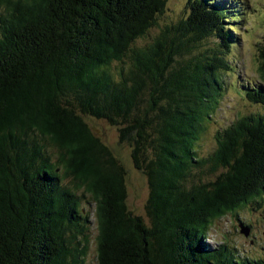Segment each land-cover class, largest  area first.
Listing matches in <instances>:
<instances>
[{"label":"trees","instance_id":"16d2710c","mask_svg":"<svg viewBox=\"0 0 264 264\" xmlns=\"http://www.w3.org/2000/svg\"><path fill=\"white\" fill-rule=\"evenodd\" d=\"M228 1L188 0L185 18L137 47L168 0H0V264L85 263L91 222L65 180L94 204L97 264H264L207 241L215 221L264 201V37L260 84L241 86L263 112L218 129L206 156L196 149L238 41ZM83 117L130 148L147 223Z\"/></svg>","mask_w":264,"mask_h":264},{"label":"rangeland","instance_id":"374dc122","mask_svg":"<svg viewBox=\"0 0 264 264\" xmlns=\"http://www.w3.org/2000/svg\"><path fill=\"white\" fill-rule=\"evenodd\" d=\"M231 13L238 14V23L231 21L225 23L229 27H238V41L234 45H229L224 59L230 67L229 71L223 72L222 89L220 97L213 113L204 120V130L196 143V149L200 156H206L214 148V134L218 129L228 126L238 117L254 113H262L263 108L249 102L241 86L253 87L260 84L257 76L258 67V45L264 37V0H233L226 2ZM188 0H168L164 14L158 20V27L150 30L149 36L139 39L135 46L143 47L152 41L158 34L160 27L169 23L177 22L186 17L188 13ZM229 20V19H225ZM212 39L205 42L199 49L215 46ZM92 133L106 145L119 160V163L126 171L125 205L133 215L139 216L145 223L148 222L146 216V200L148 198V186L146 177L140 171L134 169L130 161V148L126 144L118 142V129L110 126L103 120H96L91 117H83ZM55 162V151L48 150ZM194 173H198L194 171ZM199 179L208 180L211 178L205 172L198 176ZM66 187H71L81 198L83 212L89 214L91 222L90 242L84 264H97L96 246L94 242V204L91 198L85 194L82 188L75 189L70 180L63 181ZM249 226V234L244 237L240 232V226ZM207 241L211 244H218L225 241L235 246L243 255L248 257L261 258L264 256V201L246 205L237 212L236 216L226 215L213 223L208 232Z\"/></svg>","mask_w":264,"mask_h":264},{"label":"water","instance_id":"95a60500","mask_svg":"<svg viewBox=\"0 0 264 264\" xmlns=\"http://www.w3.org/2000/svg\"><path fill=\"white\" fill-rule=\"evenodd\" d=\"M240 232L244 237H247L249 234V228L244 227V226H240Z\"/></svg>","mask_w":264,"mask_h":264}]
</instances>
